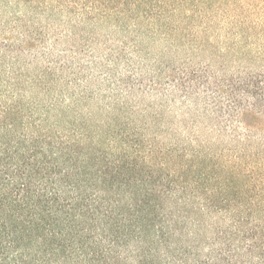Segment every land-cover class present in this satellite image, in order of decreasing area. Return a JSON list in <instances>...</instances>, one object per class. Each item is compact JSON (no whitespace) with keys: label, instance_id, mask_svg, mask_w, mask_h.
<instances>
[{"label":"trees","instance_id":"16d2710c","mask_svg":"<svg viewBox=\"0 0 264 264\" xmlns=\"http://www.w3.org/2000/svg\"><path fill=\"white\" fill-rule=\"evenodd\" d=\"M0 264H264V0H0Z\"/></svg>","mask_w":264,"mask_h":264}]
</instances>
